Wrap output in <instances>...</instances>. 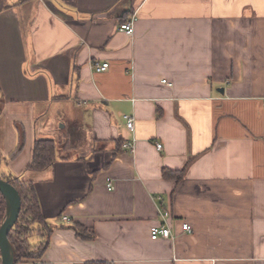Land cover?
<instances>
[{"label": "crops", "instance_id": "0c3cea01", "mask_svg": "<svg viewBox=\"0 0 264 264\" xmlns=\"http://www.w3.org/2000/svg\"><path fill=\"white\" fill-rule=\"evenodd\" d=\"M7 4L0 154L21 128L23 150L4 170L34 184L53 227L26 264H264V0ZM128 21L132 36L119 31ZM95 62L109 67L95 73ZM44 140L55 164L27 171ZM132 141L133 154L122 150ZM189 161L182 180L162 176ZM163 220L172 239L151 240Z\"/></svg>", "mask_w": 264, "mask_h": 264}, {"label": "trees", "instance_id": "16d2710c", "mask_svg": "<svg viewBox=\"0 0 264 264\" xmlns=\"http://www.w3.org/2000/svg\"><path fill=\"white\" fill-rule=\"evenodd\" d=\"M9 8L7 0H0V13ZM1 90V88H0ZM25 144L24 131L18 129V145L16 149L6 158L0 154V180L7 182L18 192L21 208L18 220L8 234V241L11 246L14 264H26L30 260H38L42 257L48 247V239L53 232V227L42 216L39 201L35 193L34 184L30 181L21 180L4 170L7 163L16 159L22 152ZM63 149H69L68 141H64ZM57 145L54 141H35L32 148V156L26 167L30 172H41L50 169L56 162ZM189 161L185 167L174 172L167 169L162 171L166 179L180 181L184 178L186 170L190 165ZM6 209L4 197L0 194V224L3 220ZM83 242L92 241L94 234L79 224H72L70 227ZM32 239V243L31 240ZM86 264H111V263H86Z\"/></svg>", "mask_w": 264, "mask_h": 264}, {"label": "water", "instance_id": "95a60500", "mask_svg": "<svg viewBox=\"0 0 264 264\" xmlns=\"http://www.w3.org/2000/svg\"><path fill=\"white\" fill-rule=\"evenodd\" d=\"M0 194L4 197L6 203L4 217L0 224V264H14L8 234L18 220L21 201L15 188L2 180H0Z\"/></svg>", "mask_w": 264, "mask_h": 264}, {"label": "built area", "instance_id": "2783aa9c", "mask_svg": "<svg viewBox=\"0 0 264 264\" xmlns=\"http://www.w3.org/2000/svg\"><path fill=\"white\" fill-rule=\"evenodd\" d=\"M119 31L121 32H124L126 33L127 35L129 36H132L133 35V27H132V22L128 21L124 24H122L120 27H119ZM109 65L107 63H93L92 64V68H93V71L95 73H102L104 71H106L108 69ZM125 123H126V128L130 131L133 130L134 128V120L131 116H124L123 117ZM122 150L130 153V154H133L134 153V142H127L125 144L122 145ZM156 148L157 149H161L162 148V145L160 144H156ZM107 188L109 190H113V186L112 184L108 183L107 185ZM167 215H163L164 218H166ZM163 218V219H164ZM64 221L67 220L66 217L63 218ZM164 223L162 224H158V225H155L153 227H151L150 229V238L151 240L153 241H156L160 238L162 239H172V235H171V230H170V227L169 225L167 224L166 220H163ZM182 231L183 233L185 234H191L192 233V230L190 228V226L186 223H183L182 224Z\"/></svg>", "mask_w": 264, "mask_h": 264}, {"label": "rangeland", "instance_id": "374dc122", "mask_svg": "<svg viewBox=\"0 0 264 264\" xmlns=\"http://www.w3.org/2000/svg\"><path fill=\"white\" fill-rule=\"evenodd\" d=\"M7 1H10V0H7ZM66 109H69L68 107L66 108ZM53 113H54V110H51L50 111V115H49V117L50 118H52L53 117ZM48 118V117H47ZM59 128V127H58ZM60 135H62V133L60 134ZM59 137H61V136H59ZM73 142H74V146L75 147H77L79 150H81L82 148H83V146H85L86 148H89V143H87V142H79V141H74L73 140ZM63 143V142H62ZM62 143H60V145L62 146ZM92 146V145H91ZM103 146L102 145H100V144H96V145H94L93 146V149L95 148H98V149H100V148H102ZM31 241V243H32V239L30 240Z\"/></svg>", "mask_w": 264, "mask_h": 264}]
</instances>
